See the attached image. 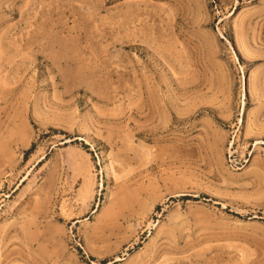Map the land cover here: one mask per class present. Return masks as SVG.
Listing matches in <instances>:
<instances>
[{"label":"rangeland","instance_id":"1","mask_svg":"<svg viewBox=\"0 0 264 264\" xmlns=\"http://www.w3.org/2000/svg\"><path fill=\"white\" fill-rule=\"evenodd\" d=\"M0 264H264V0H0Z\"/></svg>","mask_w":264,"mask_h":264}]
</instances>
